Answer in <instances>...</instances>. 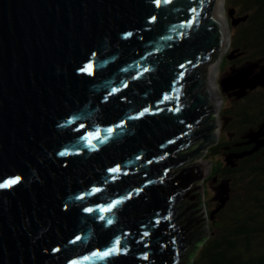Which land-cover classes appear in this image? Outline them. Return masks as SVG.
Segmentation results:
<instances>
[{"label":"water","instance_id":"95a60500","mask_svg":"<svg viewBox=\"0 0 264 264\" xmlns=\"http://www.w3.org/2000/svg\"><path fill=\"white\" fill-rule=\"evenodd\" d=\"M228 14L221 0H0V183L21 177L0 188V264L183 262L201 219L184 220L180 202L209 172L185 166L217 145L212 69L246 20ZM221 86L244 99L264 88V66ZM246 139L254 148L238 158L264 148V125ZM217 189L208 222L231 198L229 181Z\"/></svg>","mask_w":264,"mask_h":264},{"label":"trees","instance_id":"16d2710c","mask_svg":"<svg viewBox=\"0 0 264 264\" xmlns=\"http://www.w3.org/2000/svg\"><path fill=\"white\" fill-rule=\"evenodd\" d=\"M232 1V0H231ZM238 7L236 18H246L232 29L231 48L242 54H251V64L264 66V0H234ZM241 59V60H242ZM240 60V61H241ZM233 117L232 128L235 140L218 144L211 152L218 154L221 148L233 147L230 156L235 167L223 171V180L231 184V198L226 207L209 221V237L202 244L191 264H264V148L251 155L238 158L250 152L244 137L264 125V88L252 91L241 99ZM229 156V157H230ZM228 157V156H227ZM211 179L222 170L221 161L211 162ZM218 183V184H219ZM242 194L234 197L236 188ZM209 204V203H208ZM209 207V205H207ZM217 208V207H216ZM215 208V209H216ZM209 211V214L215 210Z\"/></svg>","mask_w":264,"mask_h":264},{"label":"rangeland","instance_id":"374dc122","mask_svg":"<svg viewBox=\"0 0 264 264\" xmlns=\"http://www.w3.org/2000/svg\"><path fill=\"white\" fill-rule=\"evenodd\" d=\"M234 1V0H232ZM231 0H226L225 3L223 4V7H224V11H225V16H226V21L230 22V19H229V14H228V11L229 9H237V5L235 3H233ZM237 14V13H236ZM232 29H231V38H230V42L232 44V40H233V37H232ZM232 47V46H231ZM229 48L228 51L224 54L223 57H220L217 62L214 64L213 66V70L212 72L214 73L215 69L216 70V77H214L212 75V80L213 81V84H214V89L215 91L217 92V104H218V127H219V124L221 122V112L226 109L227 106H230V104L232 103L231 100L232 98H236L235 96H232V97H229V94H231V92H223V89H222V86H221V80L224 76H227V74H229L232 70L231 69V65H230V62L229 64H226L227 62V55H229L232 51V48ZM241 54V53H240ZM243 54V53H242ZM251 54L249 53H246V56L240 61L242 63L244 62H249L251 59ZM240 59V57H239ZM237 60V59H236ZM229 61V60H228ZM240 64H237V68H240ZM231 66V67H230ZM217 86V87H216ZM259 89V88H258ZM263 89V88H261ZM225 129V128H224ZM223 132L225 133L226 130L223 131V129H221V126L219 127L218 129V136L220 135V133L223 134ZM204 142V140L202 138L198 139L196 142H194L193 144H191L189 146L188 149H186L185 151L181 152V153H190L194 150H196L197 148L200 147V145ZM215 147V146H214ZM214 147H210L209 149H207V151H205L201 156H199L198 158H196L193 163L191 164H187L185 167H191L195 164H198L200 162H206L209 164V172H208V175L207 177L201 179L199 182H197L195 184V186L193 188H197V190L192 194L191 198H186L183 203L181 204L182 206H184V209H183V212L186 211L188 208L192 207V209L187 213L186 217L184 220H187L189 219L192 214L196 211H198V213H196L194 215V218H200L201 219V223L199 224V227L198 229L200 230V233H199V241H196L193 246L191 248H189L183 262L181 264H191V262L194 261V259L196 258L199 250L201 249L202 247V243H201V240H205L206 239V231L207 233L210 231L209 229V222H208V218H209V211H210V208L207 206L209 205V201H210V198L213 196L211 193L212 191L214 192V197L212 198V201H214V198L216 196V194L219 193V191L217 190L216 192V186H217V183H214V178L211 179V167H212V164L211 162H217L218 161H221V163L224 165L225 163L228 162V157L226 155L223 154V150H219V153L218 154H215L213 152H211V149L214 148ZM260 184H264V182H260ZM215 187V188H213ZM242 190L238 187L235 189L234 191V194L233 196L234 197H238L242 194L241 192ZM216 202V201H214ZM213 209V208H212ZM202 241V242H203Z\"/></svg>","mask_w":264,"mask_h":264},{"label":"flooded vegetation","instance_id":"af4514ba","mask_svg":"<svg viewBox=\"0 0 264 264\" xmlns=\"http://www.w3.org/2000/svg\"><path fill=\"white\" fill-rule=\"evenodd\" d=\"M241 56H240V59L238 58L237 60H233V61L227 59L226 64H229V62H230V65L232 66V67L230 66L231 69L232 70L235 69V68L237 69V66H238L237 64H240L241 63L240 62V60L242 58ZM232 70H230V71H232ZM256 90L259 91V90H261V88L256 89ZM239 101L240 100H237L236 98H234V99L232 98V100H231L232 103L230 104V106H227L226 109H224L221 112V122L219 124V127L221 126V129H223V131L226 130V132L225 133L223 132V134L220 133V135L218 136L217 145L220 144V143H221V145H224L226 143H230V142H233V140H235V138H234L235 131H233V128H232V120H233V117L231 115H229V114L231 113V109H236L237 108V105H238ZM214 109L215 108L213 107L212 114L209 116V118H207L210 122L206 126L213 125L214 124V121L217 122V118L213 116V114L215 112ZM218 118H219V116H218ZM217 124H218V122H217ZM219 127H218V129H219ZM254 131H257V130H254ZM244 139L247 140L246 139V136L244 137ZM246 145L254 148V145H248L247 143H246ZM232 149H233V147H231V146H226L224 148H221V150H223V154L226 155V156H228V158L231 157L230 154H231ZM215 162H216V160H215ZM229 167H231V166L228 165V162H227V163H225L222 166V170L219 171V172H217L218 174H217V177L215 178V179L218 180L217 185L219 183V180H222L223 179V171L224 172L228 171L229 170ZM213 188H215V187H213ZM217 190L218 189H217V186H216V192H217ZM211 194L213 196L210 198V201H209L210 211L212 210V208L215 209L218 206V202L212 201V198L214 197V192L212 191ZM198 220H200V218H198ZM198 227H199V224H198Z\"/></svg>","mask_w":264,"mask_h":264},{"label":"snow or ice","instance_id":"6c2138e0","mask_svg":"<svg viewBox=\"0 0 264 264\" xmlns=\"http://www.w3.org/2000/svg\"><path fill=\"white\" fill-rule=\"evenodd\" d=\"M162 2H163V4H168V3L171 2V0H153V3H154V4L156 5V7H158V8L161 7ZM191 11H192V12H195L196 9H195V8H192ZM156 19H157V17H156L155 15L151 16V17H150V20H149V23H154V22L156 21ZM194 23H195L194 20L189 21V26H191V25L194 24ZM181 26L183 27L184 25H181ZM131 35H132L131 32L126 33V38L129 37V36H131ZM93 55H95V54H93ZM93 63H94V62H90V63L87 65V67L81 69V71H88V69H91V68L93 67ZM182 67H183V65H182ZM146 70H147V69H146ZM88 74L91 75V74H93V73H92L91 71H89ZM178 110H179V109H177V111H178ZM76 120H77V117L73 116V117H71L69 120L66 121V125H71V124H73ZM80 127H83V125H81ZM74 130L79 131V128H78V129H74ZM109 131L111 132V131H113V129H109ZM81 139H85V137L81 136ZM59 155L63 156V155H65V153H64V152H61V153H59ZM118 170H119V168L117 167V168H115V169H110L109 171L115 172V171H118ZM19 182H21V177L16 176L15 178H13V179H11V180H7V181H5V182H3V183H0V188H11L13 185L18 184ZM95 191H96V192H99L100 189H95ZM90 194H92V193H85V194H83L82 196L77 197V199H83L84 196H86V195H90ZM117 203H119V201L114 202L113 204L109 205L108 208H107L106 210H111L112 208H114V207L116 206ZM101 207H103V206H101ZM85 211L91 212L92 209H91V208H85ZM109 223H111V221H109ZM145 235H147V233H145ZM77 239H79V237H77ZM115 243H116L117 246H119V245H120V240L117 239ZM58 250H59V249H56V251H58ZM120 250H121V249H120L119 247H116V248H114V249H109V250H108L107 252H105V253H98V252H97V253H93V255H100L102 258H103V257H109V256L112 255L113 252H116L117 254H119ZM125 251H126V249H125ZM144 258L147 259V256H145ZM73 264H75V262H73Z\"/></svg>","mask_w":264,"mask_h":264},{"label":"bare ground","instance_id":"6f19581e","mask_svg":"<svg viewBox=\"0 0 264 264\" xmlns=\"http://www.w3.org/2000/svg\"><path fill=\"white\" fill-rule=\"evenodd\" d=\"M225 1H226V0H221V11H222L223 16H224L225 19H226L225 11H224V7H223V4L225 3ZM212 70H213V69H212ZM216 70H217V69H215L214 73L212 72V75L214 74V75H213L214 77H216ZM213 81H214V80H213ZM213 85H214V84H213ZM216 87H217V86H216ZM215 93L217 94L216 91H215ZM216 96H217V95H216ZM194 144H195V143H194ZM184 154H185V153H179L178 155H179V156H182V155H184ZM185 199H186V198H185ZM185 199H184V200H185ZM184 200H181V202H180V207H182L181 204L183 203ZM177 207H178V206H177ZM183 207H184V206H183ZM178 209H179V208H178Z\"/></svg>","mask_w":264,"mask_h":264}]
</instances>
